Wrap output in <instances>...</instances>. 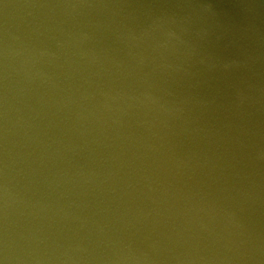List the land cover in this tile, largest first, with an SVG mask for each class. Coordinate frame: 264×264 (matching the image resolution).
I'll return each instance as SVG.
<instances>
[{
  "label": "water",
  "instance_id": "water-1",
  "mask_svg": "<svg viewBox=\"0 0 264 264\" xmlns=\"http://www.w3.org/2000/svg\"><path fill=\"white\" fill-rule=\"evenodd\" d=\"M0 264H264V0H0Z\"/></svg>",
  "mask_w": 264,
  "mask_h": 264
}]
</instances>
